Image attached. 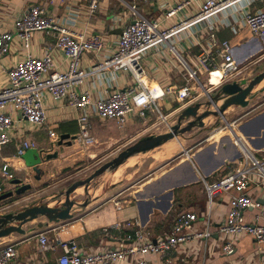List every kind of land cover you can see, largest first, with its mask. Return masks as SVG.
<instances>
[{"label": "crops", "instance_id": "0c3cea01", "mask_svg": "<svg viewBox=\"0 0 264 264\" xmlns=\"http://www.w3.org/2000/svg\"><path fill=\"white\" fill-rule=\"evenodd\" d=\"M183 1L140 2L137 4V11L144 18L162 21L160 27L166 29L179 23L180 19L197 15L204 3V0H196L182 9L179 17L164 20L167 12ZM133 5V0H99L97 10L92 13L90 0H0V33L15 34L16 21L32 7L40 6L70 31L103 39L105 48L100 53H85L82 56L80 69L88 71L116 51L123 30L135 20ZM263 10L264 0H239L212 15L209 21L201 22L171 36L167 42L164 41L148 51L143 61L146 78L163 90L170 86L180 88L186 85V71L178 55L171 50V46H174L181 56L190 60L201 52L202 46L207 44L210 37L207 27L211 24L214 27V31L211 32L215 33L217 41L219 43L228 41L233 47L239 68L235 76L222 83L252 79L264 70V35L254 36L250 33L245 27L244 17L246 13ZM55 40L54 37L47 36L43 32H35L32 34L29 49H26L15 36L9 53L0 62V89L9 86L8 73L11 69L29 56L42 58L45 51L54 45ZM52 54L56 70L67 71L68 59L64 53L53 49ZM208 79L207 74L201 76V81L207 84L204 92L202 91L203 94L196 89L195 98L185 106L177 101L175 95H166L160 101V108L167 116L169 125L171 117L191 105L206 101V96L215 93L222 84L220 75H211L209 84L215 85L213 87H209ZM134 84L135 80L130 73L106 71L87 78L83 85L76 88V91L80 94L87 92L93 101H97L108 97L116 90L130 88ZM253 93L255 96L250 100L248 107L233 106L226 112L225 119L221 120L222 131L226 134L220 138L230 134L235 141L241 142L235 144L237 147L230 146L228 151L221 147L217 155L205 150L193 154L185 150L181 162L175 166L161 168L137 190L123 191L110 197L96 199L85 210L76 211L74 218L68 221L54 223L46 217H39L27 223L23 226L24 234L14 233L0 239V250L10 244L16 245L17 256L9 264L53 263L61 255V250L58 248L56 251L42 252L38 236L43 232L48 234L52 244H55L57 238L63 241L75 240L85 252L89 253L99 249H115L122 242L125 243L123 237L129 230L113 229L112 227L117 223L124 225L132 221L135 224L134 229H141L152 240L166 237L171 232L177 216L184 211L196 213L199 219L194 228L204 231L208 227L212 231V238L182 245L173 251L168 260L159 256H150L148 260L151 264H264V246L258 245L251 236L240 234L236 237L224 238L220 233V228L224 225L231 208L232 194L219 193L210 200L204 184L205 181L214 183L232 173L245 151L264 160V80ZM44 106L47 112L45 127L22 119L12 106L5 110L15 121L11 142L0 147V187L5 190V194L14 192L18 188L13 185L15 180L27 184L36 176L26 165L23 157L18 158V148L22 141L34 142L36 150L43 157L54 152L59 153L57 159L44 161L41 164L40 168L43 171L41 181L52 178L58 173L59 170L48 175L47 169L51 166L57 169L66 168L72 162L70 158L65 160L62 158H65L78 144L59 146L57 143L53 146L50 133L76 136L80 132L79 112L66 100L55 101L49 94L45 97ZM163 124L165 123L160 120L158 114L152 111L148 112L145 119L138 116L131 117L122 127L115 120H103L92 114L90 132L95 143L83 146L90 148L95 144L99 145L96 153L105 152L117 144L119 149L123 146L127 148L144 136H151L152 133H143L144 131L156 127L162 129ZM169 125L164 126L169 127ZM162 133L165 132L156 134ZM215 136H211L210 139ZM171 149L168 155L172 153ZM230 154H233L232 158L229 157ZM7 161L13 165L11 172L15 179L11 181L5 180L1 174L2 166ZM137 163L138 159L126 163L113 174V177L119 174L121 178L125 172L123 168L125 170L133 168ZM44 191L45 189L41 188L29 196H22L16 204L25 202L24 200L37 203L33 201L34 198ZM249 195L260 202L264 209V189L256 176L250 186ZM2 202L4 201L0 203ZM30 203L21 205L20 209ZM257 215L260 216V210L249 209L244 213L245 221L253 223ZM259 222L264 223V216H261ZM106 228H108L107 233L104 232ZM226 241H232L235 247L234 254L223 253L222 246Z\"/></svg>", "mask_w": 264, "mask_h": 264}, {"label": "built area", "instance_id": "2783aa9c", "mask_svg": "<svg viewBox=\"0 0 264 264\" xmlns=\"http://www.w3.org/2000/svg\"><path fill=\"white\" fill-rule=\"evenodd\" d=\"M99 0H90V9L94 13L98 8ZM150 0H133L135 20L130 23L120 37L116 51L97 63L88 71L80 69L82 56L85 53H100L105 48V43L100 37L86 36L84 33H76L63 27L47 11L40 7H32L23 17L15 23V34L0 33V62L9 53L12 43L17 36L22 45L29 49L32 34L43 32L47 36L54 37L55 43L45 51L42 58L27 57L11 69L9 86L0 89V147L12 140L14 119L5 112L7 107L13 109L22 119L31 124L47 126V112L44 100L47 94L55 101L66 100L78 112V124L80 132L75 136L74 144L92 145L95 140L90 132L91 115H97L103 120H115L122 127L134 116L145 119L148 112H156L163 123L169 125L167 116L162 113L160 101L166 95H175L183 106L195 98L198 89L204 92L206 83L201 81L202 75H208V84L214 72L222 74L220 83L233 77L239 68L235 61L234 50L228 41L219 43L216 39L214 27H207L210 37L201 52L190 60L181 56L174 46V51L183 65L186 74V85L183 87L170 86L165 90L154 85L146 78L143 61L148 51L191 26L204 21H209L212 15L239 0H204L200 12L197 15L180 19L179 23L166 29H161L162 21H153L142 17L137 11V4ZM196 0H184L176 8L169 10L164 20L179 17L182 9L187 8ZM245 27L254 36L264 35V10L257 13H246L244 17ZM200 43V42H198ZM53 49L64 53L68 59V70L60 72L56 70L52 57ZM106 71H123L130 73L134 80V86L112 92L108 97L93 101L89 93H78L76 88L83 85L89 77L99 75ZM215 85H210L213 87ZM202 92V94H203ZM170 126V125H169ZM171 128V127H170ZM50 137L53 146L60 141L61 135L51 132ZM32 141H22L18 148V158L30 149H36ZM13 165L7 161L2 166L1 174L5 180L11 181L15 176L11 172ZM261 181L264 189V160L255 157L248 151L244 152L242 159L237 162L236 169L214 183L205 181V191L212 200L219 193H231V208L220 233L226 237H236L240 234L251 236L258 245L264 246V223L259 219L264 216V209L260 202L249 195L250 186L254 183V177ZM5 190L0 187V197ZM249 209L260 210L253 223H247L244 213ZM198 215L193 212H181L173 225L171 232L163 238L152 240L141 229H134L132 221L124 225L115 224V230L128 229L122 242L115 249H99L95 252H85L77 241H63L57 238L52 244L46 232L40 233L39 244L42 252L61 250V255L51 264H151L150 256H159L168 260L178 247L190 244L200 239H211L212 231L207 227L204 231L194 228L198 221ZM108 232V228L104 229ZM226 255L235 253L232 241H226L222 246ZM17 256L15 244L7 245L0 250V264H9Z\"/></svg>", "mask_w": 264, "mask_h": 264}, {"label": "rangeland", "instance_id": "374dc122", "mask_svg": "<svg viewBox=\"0 0 264 264\" xmlns=\"http://www.w3.org/2000/svg\"><path fill=\"white\" fill-rule=\"evenodd\" d=\"M181 113L182 112H179L169 119L171 127L177 124ZM210 118L211 119L209 121H206L207 119L205 120V128H195L183 136L169 141L161 147H158L148 153L136 156L138 157V163L133 166V168L126 170L123 168L125 172L119 180H115L113 178L114 173L112 172H107L93 180L89 187V195L92 202L96 201V199L110 197L123 191L130 192L131 190H137L140 186H142V184L146 183L152 176H154L155 172L161 168L175 166L181 162L184 154L183 151L185 150L190 151L191 154L205 150L208 153H215V155H217L220 152V137H222V135L224 136L226 133L224 134L222 131V119L215 117ZM192 120L193 119H187L184 121L183 127H185L187 123ZM164 125L166 124H163L162 129L156 127L152 130L144 131L143 133L160 135L156 133L169 132L170 126L168 127ZM213 135H216L215 138L210 139ZM216 140H218V142H215ZM188 141L189 143H187ZM124 144L125 143H122V145ZM214 144H217V146ZM118 145L119 144H117V146L111 147L105 152L100 153L95 152L97 147H99L97 144L90 148L77 145L70 151V153L66 155L65 158H62L63 160L66 158L71 159L72 162H70L69 166L59 169H57V167L51 166L47 169L48 175L51 174V172L56 173L58 170L59 171L58 173L54 174L52 178H48L44 181H37L32 178V180L27 183L32 186L30 191L24 193L21 196L15 195L14 198L0 203V214L2 213V215H4L22 210L23 208L20 209L21 205L30 203V201L24 200L25 202L18 204H16V202L21 200L22 196H29L31 193H34L41 188L45 189V191L34 198L33 201L37 203H30L28 206L32 204H49L52 207H62L65 201V196H61V194L65 192L73 183L88 178L97 169L117 157L121 151L126 149L124 146V148L122 147L119 149ZM170 148H172V153L168 155L167 153L169 152ZM31 171L33 170L31 169ZM82 191V195H78L75 192L72 195V200H76L80 203H83L85 200H87L88 196L85 193V189L82 188Z\"/></svg>", "mask_w": 264, "mask_h": 264}, {"label": "water", "instance_id": "95a60500", "mask_svg": "<svg viewBox=\"0 0 264 264\" xmlns=\"http://www.w3.org/2000/svg\"><path fill=\"white\" fill-rule=\"evenodd\" d=\"M263 80L264 70L250 80L242 79L240 81L222 83L215 93L206 96V101H200L185 108L179 116L177 124L171 127L169 132L160 135L145 136L139 139L136 143L121 151L117 157L97 169L88 178L73 183L61 194V196H65V201L62 207H52L49 204H32L18 212L1 215L0 239L9 237L14 233L24 234L25 231L23 230V226L39 217H46L50 222L54 223L73 219L76 211H83L91 204L92 200L89 195V187L93 180L107 172L115 173L129 159L161 147L169 141L181 137L195 128H205V120L210 117L225 119L226 112L233 106L243 108L248 107L250 100L255 96L253 93L254 89ZM202 109L203 111H201ZM187 119L193 120L189 121L187 125L183 127L184 121ZM74 140L75 136L71 137L69 134L61 135L58 145L63 146L65 144L72 146ZM239 142L238 140L235 141L233 136H225L220 140V150L222 147L225 151H228V149H230L228 147L236 146ZM214 145L217 146V144ZM58 156L59 153L54 152L43 157L38 150L30 149L23 155V160L26 165L34 171L36 175L35 180L39 181L43 174V171L40 168L41 164L44 161L57 159ZM229 157L232 158L233 154H230ZM13 185L18 186V188L14 192L12 191L2 195L0 197V202L10 199L15 195L21 196L32 188L30 184H22L21 180H15ZM80 188H84L85 193L88 196V199L83 203L72 200V195Z\"/></svg>", "mask_w": 264, "mask_h": 264}, {"label": "bare ground", "instance_id": "6f19581e", "mask_svg": "<svg viewBox=\"0 0 264 264\" xmlns=\"http://www.w3.org/2000/svg\"><path fill=\"white\" fill-rule=\"evenodd\" d=\"M212 75H220V76L222 77V74L219 73V72H214ZM208 119H209V118H208ZM136 159H138V157H133V158L129 159L126 163H128V162H130V161H132V160H136ZM126 163H125V164H126ZM125 164H124V165H125ZM124 165H123V166H124ZM121 167H122V166H121ZM119 169H120V168H119ZM119 169H118V170H119ZM118 170H117V171H118ZM117 171H116V172H117ZM116 172H115V173H116ZM113 178H114L115 180H118V179L120 178V175H119V174H116ZM80 189H82V188H80ZM80 189H78V190L76 191V194H78V195H82V194H83L82 191L79 192Z\"/></svg>", "mask_w": 264, "mask_h": 264}]
</instances>
